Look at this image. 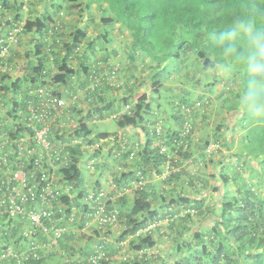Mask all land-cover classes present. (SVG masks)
<instances>
[{
	"label": "trees",
	"instance_id": "obj_1",
	"mask_svg": "<svg viewBox=\"0 0 264 264\" xmlns=\"http://www.w3.org/2000/svg\"><path fill=\"white\" fill-rule=\"evenodd\" d=\"M28 1L0 0V41L5 40L14 28L20 26L21 34L18 35V46L21 45L24 35H32V43H35L34 55L38 61L31 66L32 70L25 81H28L27 84H31L33 88L36 89L40 83H45L48 77L54 75L53 71L56 72L54 76L55 83L73 79L75 70L71 68L70 64L75 58L82 62L81 67L83 69L89 70V61L92 60L97 67H102L104 63L101 58L106 57V59L110 60L119 55L117 46L121 36H116L117 34H111L110 32H106L105 35L100 34L96 40L92 39L90 41L88 49H91L92 55L88 56V52L82 47L87 38L88 30L85 28L86 24L83 27L80 26V20L83 17L77 16L76 13L77 10L81 12L88 10L89 4L84 6L78 0H40L39 3L35 2V0ZM239 1L181 0V3L175 6L174 9L176 25L181 26L182 32L175 35L173 31L163 41L165 48H169L172 45L176 47H174L173 53L168 52L161 57L153 55V52L157 49L156 39L153 38L152 42H147L146 35L138 38L135 32L132 34L130 32V38L134 36L133 38L135 39L134 44L136 45H131V51H134V48L137 49L134 51L137 56L136 59L141 60L140 55L136 54L140 51L146 57L148 53L150 57L153 55L154 59L160 60L157 63L160 66L158 69L154 70L155 67H150L151 71H155V74L151 75L149 73L145 77L137 78L136 70H134L137 67V61L133 56V52H131V58L129 57L131 67L130 63L122 66L120 61H118L119 64L104 65V68L108 70V78L112 80L114 75L115 79H113V82L121 79L119 75L125 72L129 75L132 73V77L137 78L136 82L142 81L146 84L147 79L151 80V93L148 92L143 96H139L140 94L137 93L140 88L133 87L129 91L132 95H125L118 102H112L107 105V109L111 111L114 107L119 106L120 111L112 114V119L118 128L128 129L132 132L139 130L142 133H146L147 136V141L143 148H137L134 145V150L126 153V159L132 160L135 168L140 173V177L137 178L136 182L137 188L134 190V199L129 205L128 212L122 215V212L119 213V208H117L126 204L125 200L123 203L114 204L112 198L106 194L109 199L106 205V214L110 217L115 216V221L100 226L92 224L90 228H86L95 213V209L86 204V200L90 193L98 195L100 192L105 191L101 189L99 183H95L91 188L87 187L85 183L86 173L81 168V161L86 155L87 159L92 160V167L98 168L96 160H98L103 149L100 141L108 139L110 135L108 133H99L93 126L90 127L86 121V119L90 122L92 121L89 115L84 120H75V117H73L74 111L70 110L66 98L58 91L56 86L55 94L63 97L68 105V108L57 119V122L68 124L69 117L72 122L75 121L77 124V127L71 130L58 128L54 131L56 140L69 143L66 148L67 157L65 159L67 165L58 172L60 177L59 185L65 193L64 197L60 199V203L67 207L74 205L78 211L76 220L68 226L70 228L69 233L64 234L61 239L59 251L48 259H43L39 262H29L28 264H50L53 260H59L60 258L57 257L59 255H63V259L62 262H57L58 264H88V258L93 254L95 248L99 246L104 248L109 258L108 261L103 260L99 264H112L113 256H111L104 241V245L102 243L96 245L85 259H74L72 251L76 240L79 238H81L80 240L87 239L88 241L93 239V237L86 235L85 230H94V234L101 238L103 234L106 235L107 233L103 231L111 229L119 223L124 224L125 230L119 236L118 241L124 242L129 239L130 251L143 253L156 247L157 240L154 235L160 236L157 233L159 230H146L153 223L162 219L159 217V211L155 208L154 200L156 194L146 186L144 178L146 176H150V178L160 177L166 184H170L174 180H179L188 175V167L198 163V158H195L192 153V146L196 144L193 142L195 134L204 129L196 124L198 111L201 109L197 108V104L202 103L203 106H208L211 102L210 98L202 94L193 102L188 98L189 93L181 87L180 90L185 93L186 98L176 106V110L175 108L174 110L172 109L171 118L168 120L156 118L149 121L148 117L152 114L151 108L156 103L160 90L163 88L162 82H167L170 78L159 77L158 73L166 69L165 65L167 63L174 61L175 67H177V75L172 76V78L181 75L182 71L187 74V70L190 71V61L192 60L198 61L196 70L199 73L210 70L217 72L224 61L211 48L212 39L226 35L230 31L229 27L233 20L237 17L243 15L252 16L259 12H264V7L239 5ZM30 2L33 6L34 4L37 5V3L41 4L42 9L38 14L34 15L32 20L26 19L25 25H23L24 19L27 17L25 13L29 11L28 3L30 4ZM101 6L103 7L104 5L102 4ZM93 20L91 17V21ZM171 20L174 25L175 18L169 16L165 19L167 24ZM112 21L110 18H102L103 25L111 24ZM173 25L171 29L174 30ZM101 36L104 37V41H102L104 44H112V49L110 51L109 47L105 48L106 54L99 57L101 51H98L96 46L99 45V39H102ZM17 52V48L11 50L12 58L9 60L10 64L17 58ZM51 56L54 58V69L49 64ZM151 61L155 62L152 59ZM90 66L92 67V65ZM169 69L172 70V67H169ZM9 74H4L1 82H5ZM233 75L236 77L238 73H233ZM132 77L126 76L125 80L128 82ZM194 79L196 82H191L194 88L201 87L203 82H200L198 77ZM18 83L13 84L10 88L6 85L0 91L12 92L11 89H13L16 92H20L22 85ZM218 83L220 82H216L215 78H213V82L208 83L207 87H205L209 90ZM116 88L119 90L122 86H117ZM26 100H28L27 97L21 103H25ZM17 107V104H14V108H12L14 116L17 114ZM234 110V112L230 113V107L228 108V121L217 126L214 141H211V138H206L204 142L199 140L198 147L199 151H201L199 156L203 157V161L207 159L214 166L215 172L211 174V178L215 180L214 183L216 184L213 185L214 193L218 194L219 183L222 181L225 186L233 184L237 188L236 195L233 196L232 201H227L224 198V203L219 208L220 211L216 205L214 208L205 207L204 200L200 199L197 193L193 195V198L182 195L171 198V201H169L171 206H185V217L187 219L192 220L195 214L196 217L201 216L205 220L204 223V220H201L198 225L199 228L195 229L194 227V230L187 220L183 221L184 224L179 234L182 236V231L193 230V235L186 239L187 242L181 245L177 244V259L174 258L172 264H264V191L259 190L252 180L246 179L244 176L246 167H255L259 171L260 179L264 181V125L249 132V136L245 138L246 121L249 119L245 114L238 113L236 108ZM97 111L102 117L104 114L103 109ZM229 120L232 121L229 122ZM172 123L177 126H172ZM237 124H240L244 129V134L235 157L237 163L233 164L231 163L232 161L230 162V157L221 154L220 141L221 137L224 136L228 147L231 149L233 147L231 139L236 133L235 126ZM251 135H253L252 139L250 138ZM155 141L158 143L156 144ZM244 145L246 146L245 148ZM212 146H215V149L211 151L210 147ZM125 147L124 150L128 146L126 145ZM243 149L246 150L247 155L243 153ZM218 154L219 159H215ZM254 161L257 166L254 165ZM226 167L230 169V173L226 171ZM204 178V176L199 178L198 175L197 177L190 175L188 176L189 181L187 184L192 190H196L195 181L199 180L203 185L205 182ZM205 183L207 184L208 180ZM209 221H213V224H210ZM171 225L174 226L175 224L172 223ZM123 264H145V262L137 258L134 260L128 258ZM164 264L167 263L165 262Z\"/></svg>",
	"mask_w": 264,
	"mask_h": 264
},
{
	"label": "built area",
	"instance_id": "obj_2",
	"mask_svg": "<svg viewBox=\"0 0 264 264\" xmlns=\"http://www.w3.org/2000/svg\"><path fill=\"white\" fill-rule=\"evenodd\" d=\"M19 34L21 26L0 41V89L7 85L1 82L2 76L12 71L9 60L11 50L18 48ZM53 62L51 56L52 69ZM53 72L36 89L26 84L20 92L0 91V264H28L48 259L59 251L63 235L69 233L68 226L76 220L77 207L60 203L65 193L59 185L58 172L67 165L69 143L56 140L54 131L71 130L77 124L69 117L68 124L57 122L68 105L55 94L56 72ZM25 97L28 100L21 103ZM14 104L18 106L16 116L12 112ZM202 106L197 104L198 109ZM213 149L215 146L210 147ZM107 199L106 192L90 193L86 204L95 213L86 228L115 221V216L106 214ZM172 220L171 216L159 220L146 231H162L163 223ZM103 260L109 258L99 246L87 263L99 264Z\"/></svg>",
	"mask_w": 264,
	"mask_h": 264
},
{
	"label": "crops",
	"instance_id": "obj_3",
	"mask_svg": "<svg viewBox=\"0 0 264 264\" xmlns=\"http://www.w3.org/2000/svg\"><path fill=\"white\" fill-rule=\"evenodd\" d=\"M124 33L127 34L128 38L131 37L128 30ZM32 40V35H24L22 37L21 45L17 48V58L10 64L12 71L5 80V82H7V87L10 88L13 84L19 82L23 88L27 84L28 81L25 80L32 70L31 66L38 61L37 57L34 55L35 43H32ZM91 40L92 38L86 40L82 47L88 46L87 48H89ZM119 41L120 40H118V42ZM109 48L111 50L112 46H109ZM117 48H119V43ZM85 51L88 52V56L92 55L91 49H85ZM103 55L104 54H99V57ZM120 55L121 53L119 51V55L117 57H113L110 60L105 57L101 58V60L104 65H112L116 62L118 63L117 60L120 58ZM141 57L142 60H144V63L148 61L145 55H142ZM119 61L121 62V65L127 64V62L123 61L121 58ZM136 61H138V59H136ZM89 63L92 67L89 65V70L83 69L81 67L82 62L75 58V60H73L70 64L71 68L75 70V76L73 79H68L66 82L62 83H56V85L58 91L66 98L70 110L74 111V119L84 120L89 115L90 118H92V121L90 122L88 119H86V121L90 127L93 126L95 129L96 127L94 126H98V122L111 120L113 118L112 114L120 111L119 106L114 107L112 111L108 110V104L118 102V100L122 99L125 95H132L129 91L132 90L133 87L142 88L145 85V82H142L140 79L139 80L141 82H136V79L146 76V66H141L143 69L138 66L134 68L136 71L139 70L140 73V75L136 73L137 78L132 77V73L129 75L125 72L121 73V75H124L125 79L126 76L129 78L132 77L130 81L127 82V80H123V77L121 76L122 82H119V80L117 82H113L108 78V70L104 68V65L102 67H97L92 60L89 61ZM57 72L59 71L57 70ZM162 84L163 88L160 90L159 97L151 108L152 114L148 117L149 121L156 118L160 120H168L171 118L170 113L172 109L174 110L175 108L176 110V106H178V104L186 98L185 93H182L180 90L181 87L184 90L190 89L189 93L192 97L195 93L194 85L191 82H162ZM117 86H122V88L118 90L116 88ZM137 94H140L139 96H143L146 92H138ZM76 108L77 110H75ZM102 109L105 115L103 114L102 117H100L97 110ZM172 126L176 127L177 125L172 123ZM95 130L97 131V128ZM97 132L108 133L110 137L104 141H100V145L103 149L98 160H96L98 168L92 167L93 163H91L90 167H85V169H83L86 173L85 183L89 188H91L95 183H99L101 189H103L106 194L112 198V202L114 204L118 202L123 203L125 200L127 202L126 204L117 207L119 208V213L122 212L123 215L127 213L130 208L129 205L134 199V190L137 188V178L140 177L139 171L132 163L133 161L126 159V153L133 151L134 145H136L137 148H143L147 141V136L146 133H142L139 130L132 132L128 129L120 128H118L117 131L102 129V131L100 130ZM155 143L157 144L158 142L155 141ZM126 145L128 147L124 150ZM195 149L199 151L198 144H194V146H192L193 152ZM197 154L198 153L195 152L193 153V156H195V158L199 157V154ZM187 176L190 175L188 174ZM144 181L146 186H148L150 190H152V192L154 191L156 194L154 202L155 208L159 211V217H161L160 219L165 220L169 216L173 217L171 222H164L166 223L165 227H167L168 230H163L164 232L162 233V231L158 229L163 235H154L157 240L156 247L143 253L130 251L129 239L124 242L118 241L119 236L125 230L124 224L119 223L113 228L103 231L107 233L106 235L103 234V237L101 236V238L94 234V230H85L86 235L93 237V239L88 241L87 239L80 240L81 238H79L76 240L73 248V251L75 252L72 251L74 259H85L93 248L98 244H103V241L106 244V247L108 246L111 256H113L112 264H123L128 258H132L133 260L137 258L138 260L144 261L145 264H164L165 262L167 264H172L174 258L177 259L178 245L176 241L178 239L174 242L176 234L181 232L180 229L183 227V221L187 220V222L190 223V226H193V223L196 222L193 218L191 220L185 217V206H171L169 201H171V198L178 197L179 195L193 198V194H191L189 190L192 188H190L187 184L189 179L184 177L179 180H174L170 184H166L160 177L150 178V176H146ZM172 223L175 225H171ZM197 228H199V226H197L196 229ZM57 257L60 259L53 260L50 264H58L62 262L63 255H59Z\"/></svg>",
	"mask_w": 264,
	"mask_h": 264
},
{
	"label": "rangeland",
	"instance_id": "obj_4",
	"mask_svg": "<svg viewBox=\"0 0 264 264\" xmlns=\"http://www.w3.org/2000/svg\"><path fill=\"white\" fill-rule=\"evenodd\" d=\"M17 1H23V0H17ZM28 0H24V2H27ZM79 3L83 4L84 6L86 4H89V9L81 12L77 10V16H81L80 20V26L83 27L84 24H86V29L88 30L87 38L86 40H89L92 38L93 40H96L100 34H106V32H110L111 34H117L116 36H121L119 38V51L121 53L120 58L123 59V61L130 63V55L133 52V56L135 59L137 56L135 55L134 51L137 49L134 48V51H131L132 46L135 42V39L128 38L127 34L124 32L128 30V32L131 34L135 32V35L137 37H143L147 36L146 40L147 42H152L153 38L156 39L157 44H156V51L153 52V55L155 57H161L165 53H173L175 45H172L169 48H165L166 46L164 45L163 41L170 36L173 31L175 35H178L179 33L181 34V26L176 25V15H175V9L174 7L177 6L178 4L181 3V0H92L93 3H91V0H78ZM232 1H237V0H232ZM29 2V1H28ZM35 2H40V0H35ZM34 4V6L28 3L29 7L25 15L27 17L24 19L23 25H25L26 19L27 20H32L34 18V15L38 14L40 10L42 9L41 4ZM104 5L103 7L101 5ZM239 5H244V6H252V7H264V0H240ZM30 8V9H29ZM33 10V12H32ZM66 15V14H65ZM169 16L175 18L174 25L173 21L167 22L165 21L166 18ZM30 17V19H29ZM91 17L94 19L91 21ZM102 18H110L113 21L111 24L103 25L102 24ZM87 22V23H86ZM174 27V30L171 29V27ZM134 35V34H133ZM102 37V36H101ZM86 40L84 42H86ZM99 45H97V50L101 51L100 54H106L105 48L111 46L112 44H104L102 41H104V37L102 39H99ZM177 41V39H176ZM136 45V44H134ZM88 46H85L84 48L89 50L87 48ZM110 50V49H109ZM111 51V50H110ZM142 52L138 51L136 54L140 55V59L136 62L138 67H141L143 65L146 66L145 73L146 76L149 75V73L155 74V69H158L160 66L157 64L158 61L154 59L153 55L150 57V55L147 53V59L148 61L144 63L142 60ZM130 54V55H129ZM108 55V53H107ZM93 58V57H91ZM120 58L117 60L119 61ZM155 60V62L151 61ZM157 61V62H156ZM176 62V61H175ZM191 62V68L189 69L190 71L187 70V74H185L184 71H182L181 75H178L175 78H172V76L177 75V67H175L174 61L167 63L165 65L166 69L158 73L159 77H164V79H167L168 77L169 80L167 82H196L194 79L195 77L199 78L200 82H203L202 86L195 89L194 96L192 97L189 93L190 89H186L189 94L188 98L191 101H196L200 96V94L210 98L211 102L208 106H203L201 109L198 111V116L196 119V124L200 127L202 126L204 129L200 132L198 131L197 134H195L194 137V143L198 144L199 140H204L207 138H211V141H214V134L216 133L215 129L219 124H225L228 121L229 118V113H228V108L230 107V113L234 112V97L232 94L231 87L233 85L235 76L233 73L231 75L223 72L221 68L217 72H213V70H210L208 72H202L199 73L196 70V65H198V61L196 62L195 60L190 61ZM117 63V62H116ZM149 63V64H148ZM122 66H125L122 64ZM155 67L154 70L151 71L150 67ZM169 67H172V70L169 69ZM123 69V68H122ZM143 69V67H141ZM136 73H139V70L136 71ZM179 74V73H178ZM123 77V80H125L124 75H119V77ZM122 77L119 79V82H122ZM193 78V80H192ZM213 78H215L216 82L218 83L216 86L212 87L211 89H207L206 85L210 82H213ZM121 80V81H120ZM222 82V83H221ZM150 84L151 80L147 79L146 84L138 89V92L142 93L143 91L148 93L150 92ZM206 86V87H205ZM198 92V93H197ZM151 93V92H150ZM238 113H242L241 111L238 110ZM244 114V113H242ZM232 115V114H231ZM248 118V117H247ZM249 119V118H248ZM232 120H229V122ZM264 125V123H258L254 122L251 119L246 121V129H245V135L244 137L246 138L249 132H252V130L257 129L258 127ZM97 128V131H102L104 130H109V131H117L118 126L116 123L113 121V119L104 121V122H98V126H94ZM95 128V129H96ZM236 133L233 135V138L231 141L233 142V147L230 149L228 147L227 141L225 137H221V154L223 156H228L230 157V162L231 163H237L236 153L238 151V147L240 142L242 141V137L244 134V129L241 127L240 124H237L235 126ZM208 135V137H207ZM206 136V137H205ZM253 137V135L250 136V138ZM252 139V138H251ZM246 146L244 145V148ZM243 153L247 155L246 150L243 149ZM198 153L200 154L201 151L194 150L193 153ZM197 154V155H198ZM220 154V155H221ZM198 163L193 164L190 168L187 169V172L189 175H194L199 178L204 176L205 182L208 180V183L202 185L201 181L196 180L195 183L197 185V189L193 190L189 189L191 194L195 195L196 193L198 194V197L202 200H204V206L207 207H218L220 208L221 204L223 205L224 203V198L227 199V201H232L233 196L236 195L237 188L233 185L230 184V186H225L222 181H220V187H219V192L214 193L213 191V185H216L214 183V179L211 178V174L215 172L214 166L211 164L210 161H203V157L199 156L197 157ZM222 158V157H221ZM215 159H219V154L216 155ZM246 159V158H245ZM205 160V159H204ZM92 160L87 159V155L85 158L81 161V168L84 169L85 167H90V163ZM255 166H257V163L254 161L253 162ZM228 173H230V169L227 167L225 168ZM84 171V170H83ZM246 171V172H245ZM244 176L246 179H250L253 181L255 185L258 186V189L261 191H264V181H262L259 177V171L258 169L251 168V167H246L244 170ZM188 178V176H186ZM203 179V178H202ZM216 205V206H215ZM220 211V209H219ZM175 218V217H174ZM193 219L196 223H193V226L191 227L194 230L196 227L199 225L201 220H204L201 216L196 217V215H193ZM175 221V220H174ZM205 220L203 221V223ZM210 224H213V221H209ZM166 223H163L162 225V233L164 232L163 230H168L167 227H165ZM170 224V223H169ZM192 230V231H193ZM191 230L185 232L182 231V236L179 234H176L174 242L178 239L179 241H176L178 245H181L185 242H187L186 239L188 237H192V232ZM158 232V234L163 235ZM179 237V238H178ZM163 245V244H162ZM165 245V244H164ZM162 248V247H161ZM125 254V253H124ZM128 254V253H127ZM126 255V254H125Z\"/></svg>",
	"mask_w": 264,
	"mask_h": 264
},
{
	"label": "clouds",
	"instance_id": "obj_5",
	"mask_svg": "<svg viewBox=\"0 0 264 264\" xmlns=\"http://www.w3.org/2000/svg\"><path fill=\"white\" fill-rule=\"evenodd\" d=\"M229 29L210 46L223 59V72L238 73L231 87L234 107L264 123V12L237 17Z\"/></svg>",
	"mask_w": 264,
	"mask_h": 264
}]
</instances>
